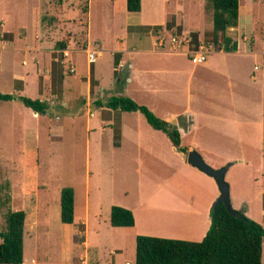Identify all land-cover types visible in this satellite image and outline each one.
Returning <instances> with one entry per match:
<instances>
[{
  "label": "crops",
  "instance_id": "1",
  "mask_svg": "<svg viewBox=\"0 0 264 264\" xmlns=\"http://www.w3.org/2000/svg\"><path fill=\"white\" fill-rule=\"evenodd\" d=\"M63 1L64 0H61V3ZM184 1L185 0H141V10L136 16L137 21L134 23H125L127 36L131 38L134 46L126 48L125 46H121L122 42H119L116 48H111L109 50L112 65L110 70L113 74V80H111V82H114L113 87L115 88V95L111 96L105 93L107 88L104 86L105 80L102 64L95 66L94 63L91 65L87 61L88 64L85 70L76 75L75 68L72 66L73 61L71 60L70 45L72 43L79 44V42H76V37L72 32L65 33V40H63L62 36L56 37L52 35L55 31H60L59 28L47 29L43 33L39 19L37 20L36 30L33 32L31 38H28L24 28H19L18 31L14 32L6 30L5 22L2 18V31L9 35L7 39L0 41V65L4 66L5 60L9 59L10 68L8 69V75L5 77L4 83H2L3 85H0V92L2 94L13 95L14 98L6 101L0 100L5 103L6 107L4 113L1 114L0 117H2L4 121L10 122V120L13 121L15 117L17 119L19 118V114H15L16 111L22 114L30 113L38 123H42L48 138L57 139L65 135V126L60 123L62 118L66 121H70L72 125L73 122L79 119L80 115H86L83 148L86 154L88 176L83 183L82 192V213L84 218L78 219V217H76V193L74 188V220L71 224L63 223L62 227L64 228V234L59 243L62 247L65 262H74L73 254L77 252V248H82L83 246H86L87 249H94L97 256L99 255V259L102 257L100 247L95 246L96 241H94L92 238L93 236L89 234V223L87 218L92 210L91 208L94 209L92 210L93 215L98 214L99 207H97V204L100 200L102 201V199H104L106 190L104 186L105 180H103V176L105 175L103 172L106 171L105 168L108 167V164H106V156L108 154L113 157V162H110L111 165H114L115 168L120 171L130 170L132 163L137 165L143 162L147 165L146 170H151L154 167L169 169L170 162H166V160L172 161L173 158L178 157L181 161L182 168H190L193 171V178L190 179L191 181H186V178H184L185 180L175 182L172 178L174 173H172L171 177L169 176L164 179L163 183L159 186L161 188L165 186L168 190L164 189V194L157 197L152 195V191H148L146 188L143 189L146 185L150 187L152 184L150 177L145 178V180H149L148 182L145 180L137 182L134 199L123 197L119 200V203H117V205L129 209L133 213L134 225L132 227H115L118 229L114 234V240L111 242L112 247L110 253L112 255L105 264H126V262L130 264L127 260L119 263L116 258L123 250L126 251L127 248H134L135 254V238L137 235H152L153 231H151L149 227L151 218L149 219V215L145 213L154 209L159 211H180L176 208L171 209L168 206H161L160 203L174 204L176 201L177 204H181L183 207L184 204H186L188 206L187 212L190 215V223L196 222V220L199 219L196 216L204 215L205 219H203V226L201 229L203 238L209 227V208L219 195L215 180L199 169L192 167L187 162L185 153L178 152L176 147L171 143L169 137L161 130L152 128L139 111H123L109 108L107 102L113 96H127L135 100L136 103L145 104V106H149L150 108H155L153 105L154 97H157L159 101H161V99H166L172 102V104L178 103L177 106L182 108L181 110L177 108V111L174 110L169 113L159 111V113L160 118L167 122L171 123V120L176 119V124L173 125L177 126L180 133V144L187 148V153L189 150H196L206 163L207 161H205L204 157L213 156L217 159V163L214 165L216 168L225 166L229 163L226 167L225 180L226 175L228 176L230 172L229 169H233L236 165L243 167V178L246 179L248 175L252 173L250 175L251 177L246 181H253L255 183L259 179L264 178V166H261L260 163H258L257 172L255 173L251 165L248 167L247 159L240 154L234 157V159L226 153L219 154V149L224 150V152H232L231 147L233 145L237 146L238 150H240L245 144L244 139L253 138L251 137L252 134H233L231 132V128L236 127L231 126L232 124L236 125L237 120H234V122L232 120L228 121L227 116L230 114L232 115L233 112L229 109H232L233 106L237 108V105L238 107L242 105V102L235 98L234 93L233 95L216 94L211 92L213 91L212 89L209 88L208 90L205 87L207 73L214 74L216 77H226L228 82L232 80L231 71H226L224 67H222L224 63L222 57L227 54H238L239 43H237V50L234 52L217 51L213 56L208 58L202 63V66H199L200 69L204 71V73H200V75L198 73L199 70L197 71L199 64L191 63L187 56H185L187 61L191 63V68L189 69L185 68L182 62L176 59L169 58L164 61L166 63L163 66L164 69H162L160 73L169 76L167 77L169 79L167 80L166 78L167 81L165 82L168 86L165 90H168L162 98L161 96H154L158 90L154 89L153 85H150V82L144 80V75L150 74L151 72L148 69H142L144 67H142L141 64L139 65L136 58H141L142 61L151 54L175 56L179 53L158 49L153 43L154 31L152 30L142 32L137 29L129 30L128 28L154 25H160L164 28L163 26H165L172 17H174L177 24L183 26V15L181 14V17H179V11L184 10V6H182ZM255 1L261 3V0H247L246 5H244L243 3H245V0H240L237 23L242 22L245 32L252 37L251 47H248L243 41L247 54L253 55L255 59H258L260 56L264 55V51H255L254 33L256 29L250 26L253 24V21L250 19L251 11L249 4ZM73 9L80 11L77 6ZM60 12L56 13V15H59L56 19L57 27L60 25L62 16L60 14L63 13L62 11ZM81 13L90 15L91 3L87 5L85 10H81ZM241 15L244 16L243 19H240ZM74 21V19L67 20L68 23ZM83 28L85 30L79 33L87 40V44L83 47L85 49L90 46L89 43L91 42L89 37V23L88 26L86 24ZM20 29H23V32L18 34ZM210 30L212 31V26H210ZM43 34L45 37H42ZM53 37H56V39ZM82 44L84 45V42ZM100 55H102L101 52ZM115 56L118 58V65L114 64ZM69 67L74 69L73 73L69 72ZM212 68L217 69L213 70ZM258 69L257 65L253 66V69L250 71L249 79L254 82L257 81L259 85L264 80V73H259ZM255 71H257V75L254 74L256 73ZM194 80H197L194 84V88H197V85H199L202 91H192L191 83ZM175 82L177 84L176 87L173 85ZM204 87L207 90H203ZM228 87H233V83L230 82ZM222 91H225V89ZM219 92H221V90ZM138 94L142 95L144 98H141ZM19 97H27L32 100L37 99L45 103L47 105L46 112L44 114H39L33 111L31 108L26 107L18 99ZM202 97L204 98V102ZM138 98L141 99L139 100ZM197 101H200L202 106L204 105L206 108L205 111L202 112L197 109L194 111V109H191L192 103H196ZM6 109L8 110L6 111ZM261 112L262 117H264L263 109ZM178 116L181 117L177 119L176 117ZM185 117L189 118V126L186 123ZM213 119L221 122L219 125H215L220 129V136L215 139H222V141L218 142L219 147H212L211 144L202 139L203 136L196 133L197 130L199 131L204 127L213 126L210 124L212 121H208L207 126L204 124L207 120ZM19 121H22L20 124L26 129L25 123L27 120L25 115L22 119H19ZM183 133L190 135V139L186 142L182 141ZM254 139L257 140L256 146H254L256 154L264 155V127L260 129ZM170 153L171 155H169ZM168 155L171 157L170 159L167 158ZM5 168L8 171L3 173L2 176L4 178H2L6 179L4 180V185L7 183V185H5L7 190L3 191V196L10 206L15 200H30L32 196L34 197V203L43 204V207H36L34 205L32 207L35 213L33 220L35 227L32 233L35 234V230L38 228L37 211H39V209L46 210L44 207L48 206L50 202L48 199L41 200V196L43 195L41 193L46 191L47 185L45 182L39 181L38 179L39 154L37 145L28 143L22 152V162L20 165L5 166ZM15 172H18L20 175L16 181L12 179V174ZM89 174H92V177H90ZM92 179L94 180L92 181ZM185 183H188L193 189L192 193L190 192L188 194V197L183 191ZM261 183L262 181L256 184L259 194L263 197L261 202L259 201V205H261L262 212L264 213V186L261 185ZM168 186L171 189H169ZM228 186L230 191V183ZM62 187L63 185H59L56 196L51 199V201L57 204L59 210L60 190ZM229 201H231L232 205L230 196ZM238 201L239 204L232 205V207L235 209H242L244 214L247 215V211L245 210V208H247L245 206L246 201L243 199H239ZM113 202L114 201L109 200L107 204L109 208V217ZM14 208V210H22L19 209V207ZM189 208L192 209L190 210ZM24 212L25 227L28 215L26 211ZM184 212L186 213V211ZM78 225H82L83 227L78 228ZM94 231L95 230H93V232ZM39 233L38 231L37 234ZM79 233L82 235L83 239L80 236L81 239L79 242L75 243L73 241V236ZM85 250L82 251L81 258L84 256ZM31 261L32 263L35 262L33 258ZM74 263L78 264L76 261Z\"/></svg>",
  "mask_w": 264,
  "mask_h": 264
},
{
  "label": "rangeland",
  "instance_id": "2",
  "mask_svg": "<svg viewBox=\"0 0 264 264\" xmlns=\"http://www.w3.org/2000/svg\"><path fill=\"white\" fill-rule=\"evenodd\" d=\"M246 2L247 0H245V3L243 4L246 5ZM90 3L91 14H82L81 10H85L87 5ZM76 6L80 11L73 9ZM182 6H184V10L179 11V17H181V14L183 15V26L181 24H177L174 17H172L171 20L167 22L170 23L171 26L169 30H179L182 28L193 32L194 36H199L204 40L211 39L212 31L210 30V26H212V9L208 6V0H185ZM249 6L251 11L250 19L253 21L252 25H254L250 26L253 27V29H256L254 33L255 51H264V7L260 2L256 1L250 3ZM60 11L63 13L60 14L62 15L60 25L57 27L56 19L59 15H56V13ZM136 16L137 13H131L126 10L124 0H64L60 4L56 0H0V41L7 39L9 35L8 33H4L2 31L3 19L6 30L14 32L18 31L19 28H24L28 38H31L33 32L36 30L37 20L39 19L43 33L47 29L59 28L60 31H55L52 35L56 37L62 36L63 40H65V33L72 32L76 37V42H79V44L72 43L70 45L71 60L73 61L72 66L75 68V73L77 75V73L84 71L88 64L86 53L83 48L85 47V44H87V40H85V37L81 36L79 32L84 31L85 29L83 27L86 24L88 26L89 23V37L91 40L89 44L91 47L99 49L102 54L97 58L94 64L95 66L102 64L103 76L105 80L104 86L107 88L105 93H108L111 96L115 95V88L113 87L114 82H111V80H113V74L110 70L112 65L109 50L111 48H116L119 45V42H122L121 46H125L126 48L134 46L131 38L127 36L125 23H134L137 21ZM240 17V19L244 18L243 15ZM67 18L74 19L75 21L68 23L67 20L69 21L70 19ZM22 30L23 29H20L18 34H21V32H23ZM228 33L237 41V43L240 44L238 54H227L222 57L224 62L222 67H224L226 71H231L232 80L228 82L226 77H216L214 74L207 73L205 87L208 90L209 88L212 89L213 91L211 92L216 94L220 93L233 95L234 93L235 98L242 102L240 107L237 105V108L233 106L234 108L232 107V109H229L233 112L232 115L230 114L227 116V119L228 121L232 120L233 122L234 120H237L236 125L232 124L231 126H236L235 128H231V132L233 134H252L251 137L253 139H244L245 144L240 150H238L237 146L233 145L231 147L232 152H224L222 149H219L218 152L219 154L226 153L233 159L240 154L247 159L248 167L251 165L256 173L259 165L258 163H260L261 166H264V155H258L254 150V146H256L257 142L254 138H256V134L260 131V129L264 127V117H262L261 112L262 109L264 111V80L258 85L257 81L254 82L249 79V75L254 65L258 66L259 73H264V55L255 59L253 55L247 54L243 41L248 47H251L252 37L245 32L244 24L242 22L237 23L235 27L229 28ZM42 37H45V35L43 34ZM56 37L53 38L56 39ZM83 42L84 45L82 44ZM215 53L211 54L210 57ZM147 57L148 58L142 61L141 58H136V61L139 65L141 64V66L144 67L142 69H148L151 72L150 74L144 75V80L150 82V85H153L154 89L158 90L154 96H161V98L168 90H165L168 86L165 81L169 79L167 78L169 76L160 73L161 70L164 69L163 66L166 63L164 61L169 58L176 59L182 62V65L185 68H191V63L187 61L185 55L183 54H177L175 56L151 54ZM9 63L10 60L6 59L4 66L0 65V85H3L2 83H4L5 77L8 75L7 72L10 68ZM199 66H202V64H199L197 68L200 75V73L202 74L204 71H202ZM212 69L216 70L217 68ZM255 72L256 73L254 74L257 75V71ZM222 75L226 76L225 74ZM196 81L197 80H194L191 83L192 91L200 92L202 90H200L199 85H197V88H194ZM230 82L233 83V87H228ZM173 85L176 87V82ZM205 87L203 90H207ZM224 89L225 91H222ZM220 90L221 92H219ZM138 96L144 98L142 95L138 94ZM141 98L138 99L140 100ZM153 100L155 108H150L149 106L147 107L158 117H160L159 111L169 113L174 110L177 111V108L178 110L182 109L177 106L178 103L172 104V102L167 101L166 99H161V101H159L157 97H154ZM202 100L204 102L203 97ZM5 108V103L0 101V115L4 113ZM191 109H194V111L197 109L202 112L206 110L204 105H201L200 101L192 103ZM7 110L8 109H6V111ZM16 113L19 114V118L17 119L15 117V119L13 121L10 120V122L4 121L3 118L0 117V232L3 231L6 226V211L9 209L14 210V207H19V209L26 211L28 215L23 236L24 264H75V261L80 264L81 254L82 251L85 250L86 246L77 248V252L73 254L74 262H65L62 247L59 244L62 240V235L64 234V228L62 227L63 223H61L59 219V207L55 202L51 201V199L56 196L59 185H63V187L69 186L73 189L75 188L76 217H78V219L84 218L82 213V192L83 183L88 176L86 154L83 148L84 123L86 115H80L79 119L73 122L72 125L70 121H66L62 118L60 123L65 126V135L61 138L50 139L46 135V130L44 129L42 123H38V121H36L30 113L22 114L19 111H16L15 114ZM24 115L27 120L25 123L26 129H24V127L20 124L22 121H19V119L24 117ZM181 116L176 118L179 119ZM185 120L189 126V118L185 117ZM208 121H212L210 124L213 126H207ZM219 123L221 122L214 119L207 120L206 123H204L207 127H204L199 131L197 130L196 133L203 136L202 139L206 140L212 145V147H219L218 142L222 141V139H215L220 136V129L215 126L216 124L219 125ZM189 139L190 135L183 133L182 141L186 142ZM28 143L37 145L39 154L38 179L39 181L45 182L47 185V189H45L46 191L41 193L43 194L41 196V200L48 199L50 201L48 203L49 205L44 207L46 210L39 209V211H37L38 228L35 230V234L32 233L35 227L33 221L35 213L32 210V207L33 205L36 207H43V204L34 203V197L32 196L30 200H15L10 206L6 198L3 196V191L7 190V188H5L7 183L4 185V180L6 179H3L4 177L2 176L3 173L8 171L5 166L20 165L22 162V152ZM169 155H171V153ZM169 155L167 158L170 159L171 157ZM185 156H187V152L185 153ZM204 159L207 161V163L205 162L206 164L210 166L213 165L211 167L216 168V166H214L217 163L216 158L213 156H205ZM112 160V155L108 154L106 156V164H108V167H106V171L103 172L105 175L103 176V180H105L104 186L106 191L104 193V199H102V201L100 200L101 203L99 201L97 204L99 212L97 215H93L92 210L94 209L91 208L92 210L87 218L89 223V234L92 235L93 240L96 241L95 246L100 247L102 257L99 259V255L97 256L95 250L92 248H86L85 251L88 253L91 261L98 262L100 264H105V262H107L109 257L112 255L110 253V249L112 247L111 242L114 240V234L118 229L109 224V208L107 205L109 200L114 201L113 205L119 206L117 203H119V200L123 197L134 199L136 193V183L141 180L144 181L146 177H150L152 184L150 187L149 185H146L143 189L146 188V190L152 191V195H154V197L160 196L161 194H164L163 192L165 190H168L165 186L163 188L159 186L163 183L164 179L169 176L171 177L172 173H174L172 178L175 182L185 180L184 178H186V181H191L190 179L193 178V171L190 168H182L181 161L178 157L173 158L172 161L166 160V162H170L169 169L154 167V170H146L147 165L143 162L138 163L137 165L132 163L130 170L120 171L116 169L114 165H111L110 162H113ZM228 164L229 163L226 165L228 166ZM226 165L223 167L226 168ZM234 168H230L229 174L227 173L228 176L226 175V180L224 178L227 185H229V183L231 185L229 196L232 200V205H238L239 199L246 201V216L258 222L264 228V213L262 212L261 205H259V201L261 202L263 197L259 194L256 184L262 181L261 185L264 186V178L259 179L255 183L253 181H246L251 177L250 175L252 173H250L245 179L242 177L243 167L236 165ZM89 176L92 177V174H89ZM19 177L20 175L18 172L12 174V179L15 181ZM93 180L94 179H92V181ZM145 181L148 182L149 180ZM168 188L171 189L169 186ZM183 191L188 197V194L190 192L192 193L193 189L188 183H185ZM229 203L231 205V201H229ZM160 205H164V207L168 206L171 209L176 208L180 211L172 212L154 209L147 213L144 212L149 215V219L151 218L149 227L151 231H153L152 235L147 236L188 241H199L202 238L201 229L203 226V219H205L204 215L196 216L199 219L196 220V222L190 223V215L187 212L188 206L186 204H184L183 207L175 201L174 204L160 203ZM189 209L191 210L192 208ZM184 211H186V213ZM208 220L210 223L209 218ZM93 230L95 231L93 232ZM38 231L40 232L39 234H37ZM80 236L82 237L80 233L78 235H74L73 241L75 243L79 242L81 239ZM32 258L35 260L34 263L31 261ZM116 259L119 263L127 260L130 264H134V248H127L126 251L123 250ZM261 263L264 264V242L262 244Z\"/></svg>",
  "mask_w": 264,
  "mask_h": 264
},
{
  "label": "trees",
  "instance_id": "3",
  "mask_svg": "<svg viewBox=\"0 0 264 264\" xmlns=\"http://www.w3.org/2000/svg\"><path fill=\"white\" fill-rule=\"evenodd\" d=\"M61 3V0H56ZM128 12L138 13L141 0H124ZM240 0H208L212 9V40L219 42L220 50L234 52L237 41L228 33V29L237 24ZM264 7V0H261ZM170 23L165 24L169 29ZM162 26H137L142 32H154ZM114 64L118 65L115 57ZM116 73V72H115ZM14 96L2 94L0 100H11ZM26 107L44 114L47 105L37 99L18 98ZM107 106L123 111H139L147 123L154 129L161 130L180 152L186 153L187 148L180 144V133L176 125L158 117L143 104H138L127 96H113ZM229 165V164H228ZM227 166V165H226ZM61 223L71 224L74 220V190L64 186L60 190ZM209 227L199 241H188L156 236L137 235L135 238L134 264H262V244L264 228L244 214L242 209H234L230 203H217L209 212ZM5 229L0 232V264H24L23 236L25 212L23 210H7L5 213ZM109 223L114 227H132L133 213L124 207L112 205ZM80 228L83 226L80 225Z\"/></svg>",
  "mask_w": 264,
  "mask_h": 264
},
{
  "label": "built area",
  "instance_id": "4",
  "mask_svg": "<svg viewBox=\"0 0 264 264\" xmlns=\"http://www.w3.org/2000/svg\"><path fill=\"white\" fill-rule=\"evenodd\" d=\"M154 45L161 50H166L173 53L184 54L193 64L204 63L211 54L221 51L219 42H214L212 39L204 40L194 36L193 32L184 29H167L161 28L154 32ZM86 52L87 61L89 64L96 62L100 56V50L96 47L88 46L84 49ZM69 72L73 73L74 69L69 67ZM82 264H100L91 261L88 253L85 252L81 258ZM128 264V262H126Z\"/></svg>",
  "mask_w": 264,
  "mask_h": 264
},
{
  "label": "water",
  "instance_id": "5",
  "mask_svg": "<svg viewBox=\"0 0 264 264\" xmlns=\"http://www.w3.org/2000/svg\"><path fill=\"white\" fill-rule=\"evenodd\" d=\"M172 124H176V119L171 120ZM187 162L192 166L200 171L204 172L205 174L211 176L216 184L217 188L219 190V195L215 198V200L212 202L211 208L217 204V203H229V187L227 183L224 180L226 168L225 167H219V168H213L210 165L206 164L202 157L199 155V153L196 150H189L187 153Z\"/></svg>",
  "mask_w": 264,
  "mask_h": 264
}]
</instances>
